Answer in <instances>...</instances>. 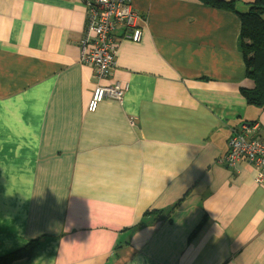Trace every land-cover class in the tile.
Instances as JSON below:
<instances>
[{
    "label": "crops",
    "instance_id": "crops-1",
    "mask_svg": "<svg viewBox=\"0 0 264 264\" xmlns=\"http://www.w3.org/2000/svg\"><path fill=\"white\" fill-rule=\"evenodd\" d=\"M87 1L0 0V263L264 264V188L223 162L241 126L264 141L242 94L256 0H128L141 38L115 30L100 82L128 90L94 113Z\"/></svg>",
    "mask_w": 264,
    "mask_h": 264
},
{
    "label": "built area",
    "instance_id": "built-area-1",
    "mask_svg": "<svg viewBox=\"0 0 264 264\" xmlns=\"http://www.w3.org/2000/svg\"><path fill=\"white\" fill-rule=\"evenodd\" d=\"M86 26L81 42L80 62L92 67L99 84L94 88L87 111L94 113L106 99L121 101L128 85L114 82L101 85L115 68L117 53L115 30L133 43L141 38L138 15L128 0H89L86 2ZM257 125H243L232 132L224 164L236 167L241 163L252 165L255 183L264 188V142L256 136Z\"/></svg>",
    "mask_w": 264,
    "mask_h": 264
},
{
    "label": "trees",
    "instance_id": "trees-1",
    "mask_svg": "<svg viewBox=\"0 0 264 264\" xmlns=\"http://www.w3.org/2000/svg\"><path fill=\"white\" fill-rule=\"evenodd\" d=\"M215 6L221 4L215 0H199ZM230 6V5H229ZM232 8V6H230ZM264 0H256L248 11L239 13L241 21L240 49L245 64V77L253 83L250 90H242L246 102L264 107ZM262 141V140H261ZM264 142V141H263ZM228 153V151H227ZM226 153V154H227ZM10 261V260H8ZM8 261H6L8 263ZM2 262L0 264H7Z\"/></svg>",
    "mask_w": 264,
    "mask_h": 264
}]
</instances>
